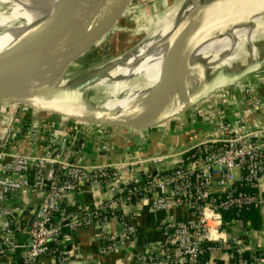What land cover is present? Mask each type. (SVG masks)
<instances>
[{
	"label": "built area",
	"instance_id": "1",
	"mask_svg": "<svg viewBox=\"0 0 264 264\" xmlns=\"http://www.w3.org/2000/svg\"><path fill=\"white\" fill-rule=\"evenodd\" d=\"M242 94L238 102L247 101L252 112L262 107L249 82ZM220 98L225 102L228 96ZM213 103L220 121L190 147L175 155L107 164L83 163L73 147L80 124L63 117L36 121L28 115L0 123V264H37L41 257L70 263L73 255L62 245V228L93 230L99 256L117 253L134 237L138 212L145 206L181 215L156 225L160 241L138 254L134 264H214L226 253L233 264H258V257L246 255L248 244L236 227L242 212L264 211V124L254 126L246 114L223 119L219 103ZM35 122L40 151L30 155L22 147L30 143ZM53 130H70L55 157ZM172 159L177 163L168 168ZM148 164L155 169L147 171ZM86 184L103 189L106 198L67 214L70 197ZM29 192L37 206L26 221ZM226 214L233 215L230 221ZM114 224L117 233L109 230Z\"/></svg>",
	"mask_w": 264,
	"mask_h": 264
},
{
	"label": "bare ground",
	"instance_id": "2",
	"mask_svg": "<svg viewBox=\"0 0 264 264\" xmlns=\"http://www.w3.org/2000/svg\"><path fill=\"white\" fill-rule=\"evenodd\" d=\"M80 1L0 0V57ZM128 9L91 42L83 58L94 55L119 29ZM156 23L130 50L105 65L101 62L77 85L64 81L56 87L94 91L80 104L85 109L151 123L179 108L208 78L234 80L231 85L237 86L247 68L264 61V0H175ZM82 61L75 67L83 66ZM94 82L107 86L95 88Z\"/></svg>",
	"mask_w": 264,
	"mask_h": 264
},
{
	"label": "water",
	"instance_id": "3",
	"mask_svg": "<svg viewBox=\"0 0 264 264\" xmlns=\"http://www.w3.org/2000/svg\"><path fill=\"white\" fill-rule=\"evenodd\" d=\"M132 1L81 0L63 16L45 23L40 30L15 50L1 56L0 123L28 115L34 116L36 121H41L38 116L48 114L63 117L81 126H97L110 130H146L160 126L168 120L186 113L208 98L209 95L228 87L226 85L234 83V80L220 83L208 78L203 87L194 92L179 108L165 115L156 116L151 123L117 118L113 113L99 111L94 107L85 109L80 104H83V101H87V99L89 100L86 92L79 93L58 89L56 86L67 81L65 79L66 73L76 66L75 64L84 56L91 42ZM114 58L107 59L103 65ZM263 62L247 68L239 79H245L250 74L260 71ZM249 124H252L251 121H249ZM37 125V122H35L32 127L30 143L22 147V151L30 155L37 152ZM51 133L58 141V148L54 153L55 157L63 151L70 130L63 134H59L54 130ZM17 136L19 137L20 134ZM80 137L81 132H77L74 148L75 146L79 148L82 144L83 140ZM165 156L168 155L160 153L141 157L135 154L132 159ZM154 169L153 164L147 165V171Z\"/></svg>",
	"mask_w": 264,
	"mask_h": 264
},
{
	"label": "crops",
	"instance_id": "4",
	"mask_svg": "<svg viewBox=\"0 0 264 264\" xmlns=\"http://www.w3.org/2000/svg\"><path fill=\"white\" fill-rule=\"evenodd\" d=\"M248 82L256 91V94L262 100V107L252 112L249 103L243 100L239 103L238 96H243V90ZM95 88L107 86L106 84L94 82ZM254 84V85H253ZM242 88V89H241ZM135 89V88H134ZM138 90V89H137ZM136 91H132L137 92ZM236 90V91H235ZM234 93L228 97L225 102L220 98L222 92L218 91L214 98L220 109L221 118L232 120L236 117L246 114L248 115L254 126L264 124V65L260 71L252 74L242 84L234 87ZM213 99V100H214ZM197 110L192 117L201 119L202 123H195L188 118L179 119L178 121L168 120L160 125V129L153 127L140 131L128 130H107L102 131L100 128L93 126L77 125L74 130V138L77 132H81L83 140L80 147L75 146L81 160L86 165L117 163L120 161H128L133 155L148 157L156 154L175 155L183 151L188 146L199 141L202 137L208 135L218 124L219 117L214 114L212 109H207L211 105H198ZM212 108V107H211ZM183 113L182 115H184ZM180 115V116H182ZM179 116V117H180ZM39 120L47 119L55 120L52 115L44 114L38 116ZM174 122L173 125H170ZM57 126V124H56ZM173 126V127H170ZM179 128L177 131L176 129ZM177 133H176V132ZM177 134V135H176ZM26 146V145H24ZM40 145L37 143V152L40 151ZM176 159L167 161L168 168L174 166L171 163ZM103 189L84 185L78 194L70 197L66 207L67 214L73 215L79 209L91 208L94 204L100 203L106 198ZM37 206V201L29 192L27 193L26 209L23 217L29 221ZM138 209L137 211H139ZM256 220L251 222L240 221L236 227L237 234L241 235L246 241V255H254L258 257V264H264V211L257 209ZM181 211L172 210L168 212L155 213L149 207H141L138 212L136 221V232L132 240L117 253L107 256H99L97 254V243L95 232L89 229H82L75 233H71L66 228H62V245L71 251L72 260L68 264H134L135 257L145 250L154 249L160 241V235L156 232L155 227L158 223L177 218L181 215ZM110 231L117 233L119 228L117 225L109 227ZM19 241H24L25 236L18 234ZM37 264H55L47 257H41ZM214 264H233V259L228 253L217 258Z\"/></svg>",
	"mask_w": 264,
	"mask_h": 264
},
{
	"label": "rangeland",
	"instance_id": "5",
	"mask_svg": "<svg viewBox=\"0 0 264 264\" xmlns=\"http://www.w3.org/2000/svg\"><path fill=\"white\" fill-rule=\"evenodd\" d=\"M175 0H133L131 4H129V9L127 13V18H124L121 20L119 24V29L113 33L110 38L102 45L100 48L95 52L94 55L90 56L87 55V57L82 58L78 61L80 63L82 61L83 66L79 67H73L71 68L65 75V79H67V83L69 85H77L81 81H83L93 68L98 66L101 62L107 61L109 58H114L122 55L123 53L127 52L130 50L134 45H136L143 37L144 32L147 30L153 28V26L157 25V20L161 18L167 9L171 8L172 4L174 3ZM152 19L154 21L153 23H147L145 19ZM264 48V44L262 46ZM264 65V62L262 66ZM254 74V73H253ZM252 74L247 76L245 79H242L239 81L238 85H242L247 78H249ZM237 85V86H238ZM254 85V84H253ZM234 87L236 86H228L226 88H222L218 91L222 92V94L227 95L228 97L232 96L234 91ZM242 89V88H241ZM217 91V93H218ZM88 93V98L89 96H93V92ZM217 93L211 94L203 100L201 103L198 105H211L214 104L213 101H216L214 98L216 97ZM214 99V100H213ZM198 105L194 106L192 109L187 111L184 115L182 116H177L173 118L171 121H178L179 119H184L188 118L190 123L195 122V123H200L202 120L201 119H196L195 117L191 116L195 111L197 110ZM211 106L208 107L207 109H211ZM54 119H59L58 116L52 115ZM174 122H171L170 125H173ZM202 123V122H201ZM97 127V126H93ZM158 126L157 128H159ZM173 127V126H170ZM100 128V127H97ZM102 129H107L101 127ZM179 128L176 129V131ZM175 131V132H176ZM179 131V130H178ZM177 133V132H176ZM177 135V134H176Z\"/></svg>",
	"mask_w": 264,
	"mask_h": 264
},
{
	"label": "trees",
	"instance_id": "6",
	"mask_svg": "<svg viewBox=\"0 0 264 264\" xmlns=\"http://www.w3.org/2000/svg\"><path fill=\"white\" fill-rule=\"evenodd\" d=\"M177 161V160H176ZM177 162H173L172 161V163H171V165H173V164H176ZM255 210H257V209H250V210H248V211H244V212H242L241 214H240V219L243 221V222H246L247 220H250L251 222H253L254 220H256V211ZM232 217H233V215H225V219L227 220V221H230L231 219H232ZM254 219V220H253Z\"/></svg>",
	"mask_w": 264,
	"mask_h": 264
}]
</instances>
